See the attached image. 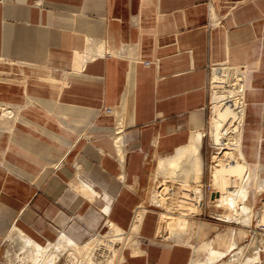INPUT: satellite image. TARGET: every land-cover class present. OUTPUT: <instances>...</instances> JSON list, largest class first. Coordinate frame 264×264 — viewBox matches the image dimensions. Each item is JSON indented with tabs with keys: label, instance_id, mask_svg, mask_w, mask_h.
<instances>
[{
	"label": "crops",
	"instance_id": "obj_1",
	"mask_svg": "<svg viewBox=\"0 0 264 264\" xmlns=\"http://www.w3.org/2000/svg\"><path fill=\"white\" fill-rule=\"evenodd\" d=\"M217 66L243 72L239 153L264 183V0H0V241L108 224L134 238L121 264H190L149 194L198 133L205 160Z\"/></svg>",
	"mask_w": 264,
	"mask_h": 264
},
{
	"label": "rangeland",
	"instance_id": "obj_2",
	"mask_svg": "<svg viewBox=\"0 0 264 264\" xmlns=\"http://www.w3.org/2000/svg\"><path fill=\"white\" fill-rule=\"evenodd\" d=\"M222 68L231 70L234 69L227 66H223ZM238 78L239 77H237V79ZM227 81L230 82V79ZM235 82L236 80L232 81V83ZM211 87V119L205 139L206 156L204 157L205 160H203V177L201 178V182L199 184L185 183L186 173L183 171L184 168L182 163L184 164L186 162V158H188V155H185V158H181L185 161L181 162L180 164V160L178 164H180L181 166H177V164V167L175 166L176 168H173L174 170L168 166V162L170 159L166 160L168 158H164L165 160L162 161L163 163L159 161L156 168L154 185L151 187V192L149 194L150 202L152 203V205L157 206L156 208L160 212V224L158 228L159 236L169 241L185 242L192 245V264L197 262H201V264H221L223 261H229V259L232 258L235 253H238L239 249L243 246H248V254H246L247 256L242 260L239 258L238 261L241 260V263L239 262L238 264H255V250L258 249V246L261 248L264 247V232L258 229L259 225L264 224V218H262V216H260L259 214V212L264 211V205H262L261 208L252 209V211L249 213L251 223H243L245 221L248 222L246 218L243 219L244 221L241 220V223V221L239 220L232 221L229 219L227 220V218L221 217V215H223L224 213V210L216 206L212 202V200L216 199L218 195L214 187L210 185L211 169L213 165L216 164L213 157H215V155L219 156V153L221 152L219 148L220 146L216 145L215 143L216 125L213 122L217 118L223 119L225 117L224 119L226 129L227 125L229 127L233 122V114L229 111L225 112V107L227 106V104L219 103L214 99V92H217L219 86H217V83L214 82L213 77L211 80ZM236 101H240L241 108L242 103L240 96ZM231 103L232 102H229V104ZM214 106H217L216 110H214ZM237 106L239 107L238 104ZM225 129H223L222 131H224ZM229 135H231V133ZM230 140L232 139L230 138ZM231 143L233 144V142ZM232 148H234L233 145L227 149L233 152L234 150ZM233 155L234 160H232V164H235V162L233 161H241L238 153L234 151ZM251 172L253 174H256V172H253L252 170ZM252 177V174L249 178L248 175H246L244 180H239L238 178L234 177V179L236 180L234 182H231L230 185L240 186L242 184L245 186H249L252 182ZM195 189L198 190L197 194L201 196V201L203 203V206L198 208L199 210L196 209L197 211H193V209H195L194 204L196 201L194 194ZM211 191H214L217 194L214 198H212V193H210ZM144 212V209L139 212V219L140 216L142 218ZM183 215L188 216L184 217ZM176 219H181L182 222H187V227L185 229L173 228L171 224L175 223ZM109 230V225L105 224L98 231L93 232L90 238L86 240L90 241L94 239L96 243L95 248L89 254L91 258H81L77 255L73 256L71 254L72 250H67L62 252L56 264H75V262L76 264H85L87 262H90L92 264H106L110 260L111 262L112 260L113 262L115 261L114 263L112 262L113 264H121V251L125 245H131L134 238L132 236V233L129 235L122 234L121 239L115 241L113 236V227L110 231ZM219 235H231L233 240L236 241L238 245L226 255L211 259L214 257V254H218L220 250H223L225 248L224 246H219V244L216 243V239ZM21 236L22 234L17 231L16 228H14L7 237L0 241V264H31L30 259L27 258L29 249H22V246L20 244L21 239L19 237ZM257 239L259 241H257ZM209 241L213 242L214 244L213 250L211 252L195 251V247H201L203 243ZM261 242L263 245L260 244Z\"/></svg>",
	"mask_w": 264,
	"mask_h": 264
},
{
	"label": "bare ground",
	"instance_id": "obj_3",
	"mask_svg": "<svg viewBox=\"0 0 264 264\" xmlns=\"http://www.w3.org/2000/svg\"><path fill=\"white\" fill-rule=\"evenodd\" d=\"M213 73L214 74L212 77L214 79V82H216L217 86H219L218 87L219 89L217 90V92L216 91L214 92L215 93L214 99L218 101L219 103L227 104L226 107L224 106L225 112L229 111L233 114L232 116L233 122L231 126L228 127L227 125L226 129H225V119H224L225 117L223 119L217 118L213 122L216 125L215 143L216 145L220 146L219 148L221 152L219 153L220 154L219 156L215 155V157H213L214 162L216 164H214L211 169L210 182H211V185L216 190L218 195L216 199L212 200V202L216 206L224 210V213L223 215H221V217L227 218V220L229 219L232 221H238V220L244 221L243 219L246 218L248 222L245 221L243 223H251L249 213L252 211V208L247 203V199L250 195V186L248 185L245 186L242 184L240 186L230 185L231 182H234L236 180L234 179V177L238 178L239 180H244L246 175H248V178H249L251 177V174H252L250 168L246 165L244 161H242L241 158H240L241 161H233L235 162V164L231 163L232 160H234V155H233L234 151L238 153V155L240 156L239 137H240L242 107L240 108V101L237 102L236 100H238L239 96L241 98V94H242L241 91H242V86H243L242 85L243 84L242 83L243 72L241 74V72L237 68H234L233 70H231V69H224L222 68V66H220V67H214ZM237 77L239 78L237 79ZM229 79H230V82L227 81ZM234 80H236V82L232 83V81ZM229 102H232V103L229 104ZM241 103H242V99H241ZM237 104L239 105V107L237 106ZM216 107L217 106H214V110H216ZM3 110L4 108L0 107V115L2 114L4 116L6 113L3 112ZM223 129H225L224 130L225 132L222 131ZM230 133L231 135H229ZM202 138H203V133H198L194 135L191 140L190 145L183 148L182 150L180 149L176 157L175 156L171 157L172 159H170L168 162V166L171 167L172 169L173 168L175 169L177 166L181 164V162L185 161V160H182L181 158L184 157L185 155H188L187 156L188 158H186V162L184 164L182 163L183 168H184L183 171L186 173L185 175L186 182L183 181L185 183L199 184L201 182V178L203 177L202 176L203 175L202 174L203 173V161H202L201 152H200V148H201L202 140H203ZM230 138L232 140H230ZM231 142H233V144ZM232 145L234 146V148H232L234 150L233 152L227 149ZM178 162L180 164H178ZM161 163L163 162L161 161ZM161 166H164V165H161ZM252 179L256 181V184L255 182L253 184L254 186L256 185L257 190L262 191V189H264V186H263L264 183H262L259 180L258 174L254 175ZM197 193H198V190L195 189L194 194H195L196 201L194 204L195 209H193V211L203 206V203L201 201V196H199ZM183 216L185 217L188 215H183ZM262 218H264V216H262ZM140 220H141V216H140ZM136 224H134L135 227H136ZM187 224H188L187 222H182L181 219H176L175 223H172L171 226L175 229H185L187 227ZM111 226L113 227L114 240L115 241L120 240L121 235H122V230L118 229V227H116L115 225H111ZM17 231H19L22 234V236L19 237L21 239L20 244L22 246V249H25V248L29 249L27 258L30 259L31 264H56L62 252L67 251V250H72L71 254L73 256L77 255L81 258H85V257L88 258L90 257L89 254L91 253V251H93V249L96 246L94 239L81 243V242H77L71 239L65 234L60 235L59 238L54 242H48L47 244L42 245L38 243L36 240L32 239L30 236L24 234L22 231L18 229ZM257 241L259 240L257 239ZM262 242L260 244H262ZM216 243L219 244V246H224L225 248L223 250H220L218 254H214V257L211 259H215V258L226 255L228 252L236 248V246L238 245L237 242L233 240L231 235H227V236L219 235L218 238L216 239ZM213 246H214L213 242L209 241V242L203 243L201 247H195V251L196 252H202V251L211 252L213 250ZM263 248L258 246V249L255 250V260H256L255 264H259V251H261V249ZM240 249L238 253H235L233 257L229 259V261H223L221 264H238L243 258L247 256L246 254H248L247 252L248 246H243ZM239 258L241 259L240 261H238ZM112 262L110 260L106 264H113L115 261L113 263ZM85 264H92V263L87 262ZM194 264H201V262H197Z\"/></svg>",
	"mask_w": 264,
	"mask_h": 264
},
{
	"label": "built area",
	"instance_id": "obj_4",
	"mask_svg": "<svg viewBox=\"0 0 264 264\" xmlns=\"http://www.w3.org/2000/svg\"><path fill=\"white\" fill-rule=\"evenodd\" d=\"M220 67V66H217ZM260 216H264V211L259 212ZM258 229L264 232V224L259 225Z\"/></svg>",
	"mask_w": 264,
	"mask_h": 264
},
{
	"label": "water",
	"instance_id": "obj_5",
	"mask_svg": "<svg viewBox=\"0 0 264 264\" xmlns=\"http://www.w3.org/2000/svg\"><path fill=\"white\" fill-rule=\"evenodd\" d=\"M212 197L214 198L215 197V194H213Z\"/></svg>",
	"mask_w": 264,
	"mask_h": 264
}]
</instances>
